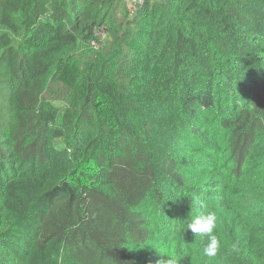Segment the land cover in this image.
I'll use <instances>...</instances> for the list:
<instances>
[{"label": "trees", "instance_id": "16d2710c", "mask_svg": "<svg viewBox=\"0 0 264 264\" xmlns=\"http://www.w3.org/2000/svg\"><path fill=\"white\" fill-rule=\"evenodd\" d=\"M115 1L0 0V264H264V0Z\"/></svg>", "mask_w": 264, "mask_h": 264}, {"label": "clouds", "instance_id": "9594fccd", "mask_svg": "<svg viewBox=\"0 0 264 264\" xmlns=\"http://www.w3.org/2000/svg\"><path fill=\"white\" fill-rule=\"evenodd\" d=\"M219 225V216L215 210H207L203 213L191 215L185 230H191L195 236L206 238L203 246V256L208 259H215L223 255V246L220 237L217 234ZM161 259L157 264H178L176 257L168 252L156 248ZM236 250V245H233Z\"/></svg>", "mask_w": 264, "mask_h": 264}, {"label": "built area", "instance_id": "2783aa9c", "mask_svg": "<svg viewBox=\"0 0 264 264\" xmlns=\"http://www.w3.org/2000/svg\"><path fill=\"white\" fill-rule=\"evenodd\" d=\"M128 5V10L131 14H135L140 7L143 6L145 0H124ZM108 39V31L103 25L95 32L94 37L89 41L90 45L95 49L100 48Z\"/></svg>", "mask_w": 264, "mask_h": 264}, {"label": "rangeland", "instance_id": "374dc122", "mask_svg": "<svg viewBox=\"0 0 264 264\" xmlns=\"http://www.w3.org/2000/svg\"><path fill=\"white\" fill-rule=\"evenodd\" d=\"M123 10L124 9H123V5H121V2L119 0H116L112 5V7L109 10H107L105 14L107 23L104 24V26L106 27V29L111 20L121 19L123 17L122 16Z\"/></svg>", "mask_w": 264, "mask_h": 264}]
</instances>
